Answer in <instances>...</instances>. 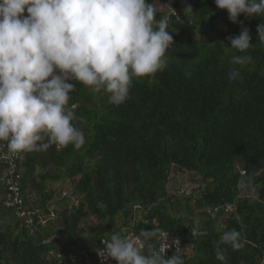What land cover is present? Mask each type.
Returning a JSON list of instances; mask_svg holds the SVG:
<instances>
[{"label":"trees","instance_id":"obj_1","mask_svg":"<svg viewBox=\"0 0 264 264\" xmlns=\"http://www.w3.org/2000/svg\"><path fill=\"white\" fill-rule=\"evenodd\" d=\"M148 2L157 21L169 8L177 10L168 17L173 43L166 66L133 76L129 96L118 106L74 82L68 104L76 103L72 123L86 142L79 149L54 144L22 152L24 203L44 216L52 209L54 218L36 221L30 232L4 204L7 191L0 184V264H53L51 252L67 255L71 244L76 252L90 251L112 232L132 231L147 254L166 228L182 230L184 264H222L216 242L229 229L240 232L241 246H222L227 264H264V44L257 36L264 16L240 14L241 24L214 0ZM185 5L193 8L190 18ZM242 27L252 43L243 52L226 39ZM233 56L251 60L234 63ZM4 167L0 160V175ZM172 168L202 178L203 185L187 196L177 187L168 190ZM226 203H234L231 212H224ZM214 206L220 211L211 217L205 208ZM144 230L155 234L145 238Z\"/></svg>","mask_w":264,"mask_h":264},{"label":"clouds","instance_id":"obj_2","mask_svg":"<svg viewBox=\"0 0 264 264\" xmlns=\"http://www.w3.org/2000/svg\"><path fill=\"white\" fill-rule=\"evenodd\" d=\"M214 2L233 23L242 24L240 14L264 16V0ZM182 11L189 18L194 12L191 5ZM155 16V5L148 0H0V142L12 153L43 152L54 144L81 148L85 133L72 123L75 113L66 107L74 82L107 94L114 105L123 103L133 76L166 66L173 36L167 31L169 18L157 21ZM257 36L264 44V22L257 25ZM226 39L237 51L252 46L247 27ZM244 59L232 57L234 63ZM154 234L144 230L141 235ZM240 238L236 229L224 231L216 242V259L227 264L222 246L238 250ZM175 243L171 256L165 254L168 247L146 255L133 240L112 232L98 255L101 264L109 257L117 264H184L177 254L179 240Z\"/></svg>","mask_w":264,"mask_h":264},{"label":"built area","instance_id":"obj_3","mask_svg":"<svg viewBox=\"0 0 264 264\" xmlns=\"http://www.w3.org/2000/svg\"><path fill=\"white\" fill-rule=\"evenodd\" d=\"M170 14L177 15V10L169 8L165 17H169ZM24 15H27V13L25 12ZM73 105H75L74 108L72 107ZM66 107L74 111L76 108V103L72 102ZM22 152L23 151L12 153L7 148L5 142H0V160L5 166L4 171L0 175V184L6 187L7 191V199L5 200L4 204L7 207L13 208L15 215L23 220L25 226L29 228L30 232H32L36 221H38L39 224H44L47 220L54 218V211L52 209H49L48 214L44 216L42 215L40 208L30 207L24 203L20 191V178L22 169L18 164V160L20 159ZM240 173L241 175H243L245 171L241 170ZM195 188V185H193L192 183H188L177 187L176 193L178 195L187 196L193 193V191H195ZM238 188L240 189L239 196L246 195V190L245 188H243V186H241L240 183L238 184ZM66 194V191L62 192V196ZM233 208L234 203H226V205L223 207V210L225 213H228L231 212ZM205 211L211 217H214L220 211V207H206ZM151 222H155V219L152 218ZM125 236L133 240L139 249L142 248L141 240L135 233L130 231ZM181 236V229H161L156 234L153 244L147 249V254H149L153 250L160 251L161 249L168 247L165 250V254L171 256L176 251L177 245L175 241L179 240L180 248L177 252V254L179 255L182 251ZM105 240V238H101L99 246L90 251L82 249L79 252H76L75 246L71 244L67 255L62 254L61 252H51V255L54 259L53 264H101V257L98 255V252L103 249V241ZM104 264H117V261L109 257L104 260Z\"/></svg>","mask_w":264,"mask_h":264},{"label":"rangeland","instance_id":"obj_4","mask_svg":"<svg viewBox=\"0 0 264 264\" xmlns=\"http://www.w3.org/2000/svg\"><path fill=\"white\" fill-rule=\"evenodd\" d=\"M188 183H192L195 186L203 185L202 178H199L198 176L191 174L190 172H183L182 170H178L177 168L171 170L170 177L167 182V189H175L176 187H179L181 185H185ZM250 195L253 194V190L250 192Z\"/></svg>","mask_w":264,"mask_h":264}]
</instances>
